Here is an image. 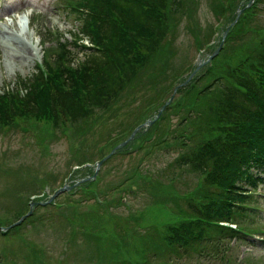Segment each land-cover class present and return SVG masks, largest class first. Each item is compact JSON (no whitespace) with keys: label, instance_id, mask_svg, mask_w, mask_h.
<instances>
[{"label":"rangeland","instance_id":"1","mask_svg":"<svg viewBox=\"0 0 264 264\" xmlns=\"http://www.w3.org/2000/svg\"><path fill=\"white\" fill-rule=\"evenodd\" d=\"M11 1L15 9L7 19L0 8V27L7 24L29 37L37 53L16 56L18 39L0 31V94L9 99L8 107L14 106L8 109V119L0 114L2 264H143L158 239L162 245L154 262L166 264L171 253L167 246L179 237L169 226L182 214L183 220L191 218L180 191L192 186L199 195L204 176L212 180L213 167L230 171L234 166L225 165L218 149L211 151L206 171L189 162L181 166L178 153L206 148L205 142L216 135L238 145L245 127L248 135L264 131V0L250 6L249 0H174L172 11L158 5L165 11L159 32L155 28V42L145 48L132 78L118 94L107 95L104 106H93L75 119L55 110L51 96L52 87H61V64L77 70L94 52L78 48L70 34L86 45L83 19L71 8L78 0H30L27 6L38 12L20 9V0ZM67 39L72 41V63L67 57L57 60L64 50L61 41ZM217 48L213 68L202 65L192 80L180 83L184 72L190 73ZM37 66L47 75L44 83L35 80ZM219 74L224 77L206 88L208 79ZM195 79V93L179 109L181 85L187 87ZM224 81L229 87L238 81L248 84L263 97L262 112L248 110L247 104L235 107V100L232 104L224 97ZM28 91L36 97V111L20 98ZM196 91L200 95L192 107ZM75 93L83 97V85L75 87ZM187 108L192 113L185 120ZM163 131H169L170 139L179 138L164 141ZM64 185L71 187L49 201ZM248 189L254 191L246 197L250 208L236 221L244 230L241 239L227 238L187 257L171 248L180 256L177 264H264V182Z\"/></svg>","mask_w":264,"mask_h":264},{"label":"trees","instance_id":"2","mask_svg":"<svg viewBox=\"0 0 264 264\" xmlns=\"http://www.w3.org/2000/svg\"><path fill=\"white\" fill-rule=\"evenodd\" d=\"M169 1L171 0H112L111 4H113V6L115 5L114 8H117L118 11L122 10V12H120L126 21L125 23L128 27L127 33L122 32L118 23L114 21L110 11L111 4L107 0L75 1L71 8L75 12L80 13L83 19L82 31L89 34L91 38L102 45L104 51L100 49L94 50L92 57L86 58L82 68H77V70H81L80 75L85 91L83 97H79L75 93V87H79L81 84L77 83L75 75L72 74L71 71H68L63 63L61 64L64 82L61 87H52L53 92L51 98L53 108L75 119L84 115L86 116V113H88L89 109L93 106L103 105L104 101H108L105 99L107 95L114 96L113 94H118V91L122 89L126 81H129L134 75L135 68L138 67L137 59L141 61L145 56V48H150L155 42V28L157 29L156 31L159 32L162 14L165 13L158 5L161 4L167 7ZM145 8H147V10ZM166 11H168V7ZM90 21H93L96 25V35H93L90 31ZM61 44L64 50L57 54V60L66 57L70 60V47L63 42ZM35 80L38 81V84L45 82V77L40 68L37 69ZM225 89V96L231 98L232 104L233 100L236 101L235 107H241L245 104H255L254 100L247 97L244 92H240L238 89L229 86ZM5 98H7V96L3 95L0 98V105L3 104L2 108H0V114L8 119V109L12 111L14 106L11 104L8 107L6 101L9 99L6 100ZM14 98H17V93H15ZM23 99L32 111L37 110V101L33 92H26ZM85 105L89 108H84ZM263 137L264 135L262 134L260 139ZM220 143L227 153H229V158H231L234 153L230 148V144L223 140H221ZM246 146V152L239 157H234V160L244 162V160L248 158L256 169L264 168V155L256 150L257 146L253 142L243 143L242 147L244 148ZM181 157L183 163L190 162L194 167L201 169H205L209 163L208 154L202 149L182 155ZM230 176H234L236 180H244V178H247L252 182H254L255 179L261 178L255 175L243 177L240 176L237 171L227 175L221 172L220 177L228 183L225 189L226 192H222L224 200L220 203L214 200L206 209L193 206V213L197 217L202 216L207 219L212 217L218 218L219 220L232 219L233 213L238 210L235 201H238V196L241 197L243 193L237 190V188L242 187L241 185L229 182L227 178H230ZM195 223L199 225L200 229L209 231L210 233L234 234L230 229H226L212 222L200 221ZM1 261L2 259L0 258V262Z\"/></svg>","mask_w":264,"mask_h":264},{"label":"bare ground","instance_id":"3","mask_svg":"<svg viewBox=\"0 0 264 264\" xmlns=\"http://www.w3.org/2000/svg\"><path fill=\"white\" fill-rule=\"evenodd\" d=\"M1 30L4 32H7L6 34L7 36L13 35L16 40L18 39L19 46L16 45V47H13V49L15 50L16 56L18 57L23 56V58L24 57L31 58L37 53V50H36L37 48L35 47L33 43L29 41V37L26 38L23 35H19L18 33H15L14 30L7 24H5L4 26H1L0 31Z\"/></svg>","mask_w":264,"mask_h":264},{"label":"water","instance_id":"4","mask_svg":"<svg viewBox=\"0 0 264 264\" xmlns=\"http://www.w3.org/2000/svg\"><path fill=\"white\" fill-rule=\"evenodd\" d=\"M102 162V160L99 162V164ZM65 187H61L60 189H58V191L56 193H58L59 191L63 190Z\"/></svg>","mask_w":264,"mask_h":264}]
</instances>
